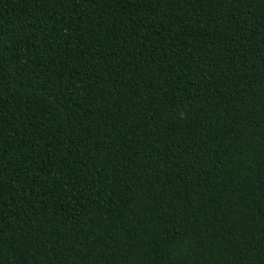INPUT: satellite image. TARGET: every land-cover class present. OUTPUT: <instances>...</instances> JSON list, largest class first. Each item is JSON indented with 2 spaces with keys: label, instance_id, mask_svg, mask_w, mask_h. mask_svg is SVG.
I'll return each mask as SVG.
<instances>
[{
  "label": "trees",
  "instance_id": "trees-1",
  "mask_svg": "<svg viewBox=\"0 0 264 264\" xmlns=\"http://www.w3.org/2000/svg\"><path fill=\"white\" fill-rule=\"evenodd\" d=\"M0 264H264V0H0Z\"/></svg>",
  "mask_w": 264,
  "mask_h": 264
}]
</instances>
